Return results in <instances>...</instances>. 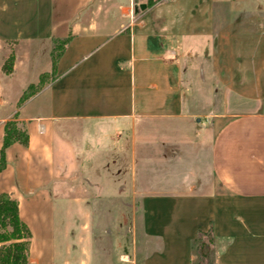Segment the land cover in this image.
<instances>
[{"label":"crops","instance_id":"obj_1","mask_svg":"<svg viewBox=\"0 0 264 264\" xmlns=\"http://www.w3.org/2000/svg\"><path fill=\"white\" fill-rule=\"evenodd\" d=\"M155 3L0 0V78L36 68L21 92L52 71L54 41L69 37L47 81L0 115V146L6 119L28 131L26 145L5 149L0 192L17 199L31 230L30 264L39 260L32 253L39 227L53 264L57 125L130 119L134 130L152 117L156 163L180 165L156 168L162 189L141 196L140 264H192L194 236L206 229L220 246L214 264H264V6L227 15L213 30L210 57L196 60L190 33L146 17ZM11 51L6 74L2 63ZM198 77L210 84L206 96L193 87ZM196 116L206 117L201 129L191 122Z\"/></svg>","mask_w":264,"mask_h":264},{"label":"rangeland","instance_id":"obj_2","mask_svg":"<svg viewBox=\"0 0 264 264\" xmlns=\"http://www.w3.org/2000/svg\"><path fill=\"white\" fill-rule=\"evenodd\" d=\"M260 4L264 6V0H162L146 10V17L159 28L166 25L172 31L190 33L192 58L206 60L217 25L227 15L248 13ZM24 69L0 78V115L19 104L22 83L32 78L36 68H28L27 74ZM199 78L193 87L206 96L210 84L200 83ZM197 105L205 108L204 101ZM197 117L191 122L201 129L206 117ZM134 127L130 119L65 120L57 125L53 264H140L141 196L162 189L156 168L177 171L180 164L168 159L156 163V117L139 120ZM200 152L206 155L205 149ZM36 213L40 220V208ZM201 240L207 251L214 246L209 234ZM32 253L38 264H51L40 227ZM194 264H213L212 255L202 258L196 248Z\"/></svg>","mask_w":264,"mask_h":264},{"label":"trees","instance_id":"obj_3","mask_svg":"<svg viewBox=\"0 0 264 264\" xmlns=\"http://www.w3.org/2000/svg\"><path fill=\"white\" fill-rule=\"evenodd\" d=\"M155 3L153 0H146L147 5ZM69 37L58 38L54 41L52 46V71H55V64L62 53ZM14 60V52L11 51L2 63V70L6 73L12 71ZM49 72L40 74L38 81L30 82L21 92L19 96V104L26 98L34 94L48 79ZM28 131L25 125L15 118H8L3 125L2 143L0 146V171L6 166L5 149L11 143L18 141L24 145L28 143ZM209 234L214 246L208 251L205 249L201 237ZM31 230L28 224L20 217L18 201L12 197L8 192H0V264H30L29 262V246L31 240ZM193 253L196 248L199 249L202 258H208L212 255L213 264L215 256L219 249V244L212 235L211 229L199 230L194 236ZM194 264V257L192 259Z\"/></svg>","mask_w":264,"mask_h":264},{"label":"built area","instance_id":"obj_4","mask_svg":"<svg viewBox=\"0 0 264 264\" xmlns=\"http://www.w3.org/2000/svg\"><path fill=\"white\" fill-rule=\"evenodd\" d=\"M154 2H158V1H162V0H153ZM144 2H146V0H144Z\"/></svg>","mask_w":264,"mask_h":264},{"label":"bare ground","instance_id":"obj_5","mask_svg":"<svg viewBox=\"0 0 264 264\" xmlns=\"http://www.w3.org/2000/svg\"><path fill=\"white\" fill-rule=\"evenodd\" d=\"M124 259L127 260V257H125Z\"/></svg>","mask_w":264,"mask_h":264},{"label":"water","instance_id":"obj_6","mask_svg":"<svg viewBox=\"0 0 264 264\" xmlns=\"http://www.w3.org/2000/svg\"><path fill=\"white\" fill-rule=\"evenodd\" d=\"M197 119H199V118H197Z\"/></svg>","mask_w":264,"mask_h":264}]
</instances>
